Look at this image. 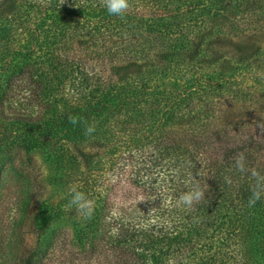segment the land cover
<instances>
[{"label":"trees","instance_id":"trees-1","mask_svg":"<svg viewBox=\"0 0 264 264\" xmlns=\"http://www.w3.org/2000/svg\"><path fill=\"white\" fill-rule=\"evenodd\" d=\"M253 38L264 0H0V164L40 153L59 193L38 241L67 219L75 264H264Z\"/></svg>","mask_w":264,"mask_h":264},{"label":"rangeland","instance_id":"rangeland-1","mask_svg":"<svg viewBox=\"0 0 264 264\" xmlns=\"http://www.w3.org/2000/svg\"><path fill=\"white\" fill-rule=\"evenodd\" d=\"M242 43V47L247 49L264 43V39L253 38ZM116 70L120 74H129L136 71L137 66L126 65ZM53 175L52 167L40 153L7 158L0 164V264H20V254L25 245L34 247L39 243L44 248L45 240L52 243L49 250L52 252L43 264H75L69 262L73 259L69 254L73 244L69 220L54 222L41 241H38V231L30 229L27 222L33 213L39 211V206L44 208L48 199L58 200V190L51 184ZM60 230L69 234L68 245L62 247L61 240L65 234Z\"/></svg>","mask_w":264,"mask_h":264}]
</instances>
